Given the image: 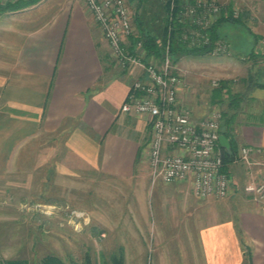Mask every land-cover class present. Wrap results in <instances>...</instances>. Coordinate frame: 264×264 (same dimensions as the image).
<instances>
[{
	"label": "crops",
	"instance_id": "1",
	"mask_svg": "<svg viewBox=\"0 0 264 264\" xmlns=\"http://www.w3.org/2000/svg\"><path fill=\"white\" fill-rule=\"evenodd\" d=\"M10 3L0 0L2 151L29 153L34 138L65 136L69 151L101 176L117 184L152 183L150 172L147 181L143 171L146 121L120 110L133 77L113 61L83 1L39 0L23 9H3ZM246 91L248 107L236 113L231 135L237 155L242 147L251 148V164L226 167L229 195L203 200L190 192L185 198L182 182L163 183L186 201L183 232L195 237L198 250L195 257L191 248L189 264H264V210L242 189L251 181L264 183V87ZM169 197H158L156 215Z\"/></svg>",
	"mask_w": 264,
	"mask_h": 264
},
{
	"label": "rangeland",
	"instance_id": "2",
	"mask_svg": "<svg viewBox=\"0 0 264 264\" xmlns=\"http://www.w3.org/2000/svg\"><path fill=\"white\" fill-rule=\"evenodd\" d=\"M216 2L241 20L221 24L225 50L182 56L175 64L182 82L178 100L198 118L213 110L240 114L248 107L246 89L264 83V0ZM234 94L242 98L237 109L228 104ZM65 141V136L34 138L29 153H8L0 145V264L9 259L37 264L48 254L65 264H84L85 255L90 264H111L119 247L123 264H189L191 248L198 256L195 237L183 232L186 201L175 198L169 186L159 180L117 184L88 167ZM143 171L148 181L145 163ZM181 184L187 198L190 186ZM160 195L171 197L160 203L158 216Z\"/></svg>",
	"mask_w": 264,
	"mask_h": 264
},
{
	"label": "built area",
	"instance_id": "3",
	"mask_svg": "<svg viewBox=\"0 0 264 264\" xmlns=\"http://www.w3.org/2000/svg\"><path fill=\"white\" fill-rule=\"evenodd\" d=\"M82 1L99 25L116 65L133 77L120 110L142 116L146 121L149 136L144 160L152 182L188 183L197 199L226 198L232 180L230 173L224 171L219 144L222 113L213 110L198 118L180 104L178 93L182 82L168 46L161 58H146L140 41L131 45L130 37L134 35L135 27L129 0ZM219 10L216 0H195L194 4L183 6L180 17L196 16V24L203 28L217 18ZM190 36L191 44L207 43V38L198 29L190 31ZM190 36L184 34L183 37ZM224 45L217 41L212 53L225 50ZM250 151L251 148L242 147L233 162L251 164ZM242 189L261 203L264 210L263 182L251 181Z\"/></svg>",
	"mask_w": 264,
	"mask_h": 264
},
{
	"label": "trees",
	"instance_id": "4",
	"mask_svg": "<svg viewBox=\"0 0 264 264\" xmlns=\"http://www.w3.org/2000/svg\"><path fill=\"white\" fill-rule=\"evenodd\" d=\"M39 0H18L7 4L3 7L5 10H17L24 7H29L36 4ZM195 0H133L134 9V27L135 33L130 37L131 45L138 41L141 42L142 48L145 51V57L155 56L161 58L168 46V51L171 60L176 64L182 56H200L210 54L213 51L217 41L222 40L221 24L225 22L239 23L240 18L234 17L231 9H223L220 7L217 18L212 20L206 27H199L196 22V16L181 19L180 13L186 4H194ZM199 30L207 38V43L198 45L191 44L190 31ZM190 36L185 39L183 36ZM260 37L255 36V40ZM251 55H253L250 52ZM250 55V56H251ZM264 87L262 83H251L252 87ZM221 87L214 90V99L220 95ZM242 99L240 94H234L229 101V107L237 109L239 101ZM236 112L231 114H222V124L220 132L224 134L229 142L228 149L221 147L224 171H227V166L237 157L236 143L232 137V126L235 122ZM124 254L122 247L118 248L117 253L110 256L111 264H123ZM4 264H29L24 259H9L4 261ZM37 264H65L60 258L55 255L43 256ZM84 264H90L89 256H84Z\"/></svg>",
	"mask_w": 264,
	"mask_h": 264
},
{
	"label": "water",
	"instance_id": "5",
	"mask_svg": "<svg viewBox=\"0 0 264 264\" xmlns=\"http://www.w3.org/2000/svg\"><path fill=\"white\" fill-rule=\"evenodd\" d=\"M219 144L221 147H224V148H229L230 147V143L227 139V137L224 135V134H220L219 136Z\"/></svg>",
	"mask_w": 264,
	"mask_h": 264
}]
</instances>
